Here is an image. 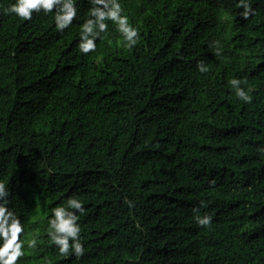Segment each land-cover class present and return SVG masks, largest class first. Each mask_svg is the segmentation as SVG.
<instances>
[{
	"label": "trees",
	"instance_id": "obj_1",
	"mask_svg": "<svg viewBox=\"0 0 264 264\" xmlns=\"http://www.w3.org/2000/svg\"><path fill=\"white\" fill-rule=\"evenodd\" d=\"M13 2L0 0V183L23 229L17 264H264V0L247 19L238 0H119L137 43L106 20L87 54L90 0L63 31L55 9L4 15ZM25 187L46 190L43 220ZM73 195L86 209L79 259L46 231Z\"/></svg>",
	"mask_w": 264,
	"mask_h": 264
},
{
	"label": "clouds",
	"instance_id": "obj_2",
	"mask_svg": "<svg viewBox=\"0 0 264 264\" xmlns=\"http://www.w3.org/2000/svg\"><path fill=\"white\" fill-rule=\"evenodd\" d=\"M93 5L89 10L90 18L80 26L79 50L85 54L94 51L96 38L108 28L106 20H111L127 42V47L134 46L139 37L138 28L129 22L127 15L122 14L123 9L119 0H90ZM103 7H100V6ZM238 5L243 8L241 16L247 19L254 14L250 0H238ZM55 9L54 21L56 28L60 31L68 28L74 18L77 17V0H14L7 7L2 9L4 15H15L23 20H31L34 12H41L45 15L52 13ZM217 44L219 42H216ZM212 47V45H210ZM215 53L220 54L216 48ZM197 69L201 73L207 72L208 67L204 62H197ZM243 81L240 78H231L228 84L232 91L242 101L251 103L253 97L249 94L251 89L242 87ZM264 154V148L260 149ZM10 196L8 187L0 183V236L4 237V243L0 246V264H17L19 258L25 254L24 242L18 241L22 232L20 221L15 218L8 209L7 202ZM130 206H134L129 201ZM206 207L203 201L193 209L194 220L197 225L207 227L212 222L211 215L200 214V208ZM84 202L75 195L66 199V203L57 205L51 209V216L48 219L47 234L49 242L57 247L61 256L75 255L77 259L82 257L86 249L81 237V227L78 223L81 215L85 213ZM37 239L34 237L27 241L29 249L37 247ZM50 264V262H49Z\"/></svg>",
	"mask_w": 264,
	"mask_h": 264
},
{
	"label": "rangeland",
	"instance_id": "obj_3",
	"mask_svg": "<svg viewBox=\"0 0 264 264\" xmlns=\"http://www.w3.org/2000/svg\"><path fill=\"white\" fill-rule=\"evenodd\" d=\"M18 191L22 194L27 195L30 200L32 209L29 214V218L33 221L43 220L45 218V215H43L42 217V209L44 211V204H42V202L43 196L46 194V190L44 188L39 187H25L18 189Z\"/></svg>",
	"mask_w": 264,
	"mask_h": 264
}]
</instances>
